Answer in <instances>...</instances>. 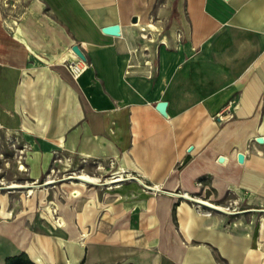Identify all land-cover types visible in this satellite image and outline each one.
Instances as JSON below:
<instances>
[{"label": "crops", "instance_id": "0c3cea01", "mask_svg": "<svg viewBox=\"0 0 264 264\" xmlns=\"http://www.w3.org/2000/svg\"><path fill=\"white\" fill-rule=\"evenodd\" d=\"M26 3L9 24L0 7V128L125 179L53 234L0 229V264H264V0H167L173 31L150 47L155 0ZM114 24L120 36L101 32ZM176 192L260 216L225 223Z\"/></svg>", "mask_w": 264, "mask_h": 264}, {"label": "rangeland", "instance_id": "374dc122", "mask_svg": "<svg viewBox=\"0 0 264 264\" xmlns=\"http://www.w3.org/2000/svg\"><path fill=\"white\" fill-rule=\"evenodd\" d=\"M26 1L28 0H0V7L8 24L13 16L19 18L27 4ZM166 2L167 0H155L153 17L149 25L147 27L142 25L144 31H139L138 40L142 47L147 45L150 47L157 42L160 35L173 31L170 23L164 21ZM13 22L12 26L17 27V21ZM23 131L24 134L0 128V229L6 231L12 229L20 237L34 230H48L53 234L55 230L69 225L72 215L76 216L79 213L87 216L90 213L93 208L92 194L100 197L105 191L115 189L120 184L107 183L120 174L117 166L96 160L83 161L62 149H43L36 136L25 134L28 132L26 129ZM46 158L48 164L44 167L43 161H46ZM36 167L39 170L37 173ZM80 174L96 177L98 182L81 184L74 178ZM48 180L51 183L46 184ZM12 184H32L30 188L32 193L27 194L28 188H8ZM74 191H78L79 194H74ZM188 196L205 200L197 195ZM188 201L197 206V203ZM233 201L230 196L220 202L210 201L212 205L220 206L222 211L202 206H198L197 210L218 214L225 223L238 218L243 222L254 221L255 224L260 215L254 217L222 215L236 211L237 207L233 205ZM83 229L85 231L86 227ZM3 249L0 244V254Z\"/></svg>", "mask_w": 264, "mask_h": 264}, {"label": "water", "instance_id": "95a60500", "mask_svg": "<svg viewBox=\"0 0 264 264\" xmlns=\"http://www.w3.org/2000/svg\"><path fill=\"white\" fill-rule=\"evenodd\" d=\"M136 20L133 19V22H135ZM101 32L106 34V35H110V36H115L118 37L120 36V27L118 24H114V25H109V26H105L101 28ZM71 51L74 53V55L79 58L80 60H82L83 62H86V57L84 55V53L82 52V50L79 48L78 45H73L71 47ZM156 111L158 113H160V115H162L163 117H167V114L165 112V108H166V102H158L155 106ZM257 142L261 143L263 141V139L261 137H258L256 139ZM222 160V157L219 158V161ZM237 161L239 163H242L243 161V155L242 154H238L237 156ZM194 202L198 203L199 205L206 207L205 205L199 203L197 200H193ZM209 208V207H207Z\"/></svg>", "mask_w": 264, "mask_h": 264}, {"label": "bare ground", "instance_id": "6f19581e", "mask_svg": "<svg viewBox=\"0 0 264 264\" xmlns=\"http://www.w3.org/2000/svg\"><path fill=\"white\" fill-rule=\"evenodd\" d=\"M140 31H144V28L141 27V30ZM85 70H86V66H83V67L79 68V74H82ZM20 168L23 169L22 166ZM74 178L77 179L81 184H84V183L96 184L98 182V179L96 177H91V176H88L86 174H80L78 176H75ZM121 180H122V178H121V175L119 174V175L114 176L111 180L107 181V183H118ZM49 183H51L50 180L46 181V184H49ZM32 186H33L32 184H25V185H22V184H12V185H9L8 188H12V189L28 188L27 194H31L32 193V190L30 188ZM73 193L74 194H78L79 192L78 191H74ZM196 200L199 203L205 205L206 207L213 208V209L216 208V209H218L220 211L223 210L222 208H220V206L219 207L218 206H214V205H212L210 203L201 201L199 199H196ZM9 217H11V214H9Z\"/></svg>", "mask_w": 264, "mask_h": 264}, {"label": "built area", "instance_id": "2783aa9c", "mask_svg": "<svg viewBox=\"0 0 264 264\" xmlns=\"http://www.w3.org/2000/svg\"><path fill=\"white\" fill-rule=\"evenodd\" d=\"M84 63H86V62H83L82 60H80L79 58H77V61H75V62H73V63H70V64H68V69H69V71H70V73L72 74V76L74 77V78H77L78 76H80L81 74H79V68H81V67H83V66H86V68H87V65L86 64H84ZM121 178H122V180L121 181H123L125 178H123L122 177V175H121ZM132 178H134V177H132ZM120 181V182H121ZM145 186V185H144ZM174 197H177V198H179V199H186V200H190V201H193V200H196V199H193V198H191V197H189L186 193H171ZM194 202V201H193ZM196 203V202H195ZM198 206H201V205H199L198 203H197V207ZM203 207V206H202Z\"/></svg>", "mask_w": 264, "mask_h": 264}, {"label": "trees", "instance_id": "16d2710c", "mask_svg": "<svg viewBox=\"0 0 264 264\" xmlns=\"http://www.w3.org/2000/svg\"><path fill=\"white\" fill-rule=\"evenodd\" d=\"M3 264H34L25 252H20L16 255L7 256Z\"/></svg>", "mask_w": 264, "mask_h": 264}]
</instances>
